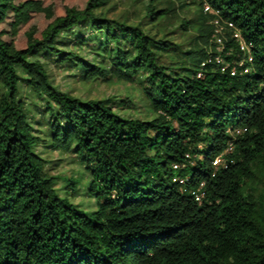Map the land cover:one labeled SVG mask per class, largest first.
I'll return each mask as SVG.
<instances>
[{"label": "trees", "instance_id": "1", "mask_svg": "<svg viewBox=\"0 0 264 264\" xmlns=\"http://www.w3.org/2000/svg\"><path fill=\"white\" fill-rule=\"evenodd\" d=\"M158 1L131 22L102 11L111 0H0V264H264V192L251 190L264 186V0H208L253 44L251 70L237 75L202 68L214 15L181 19L178 30L194 31L186 44L158 28L169 13ZM81 23L134 41L132 57L119 48L112 58L114 73L131 80L149 71L145 93L156 117L124 118L106 100H83L51 82L35 57L67 55L58 37ZM225 45L233 57L242 52L229 29ZM80 60L88 79L110 73ZM18 68L53 101L52 147L86 164L96 210L58 194L17 98Z\"/></svg>", "mask_w": 264, "mask_h": 264}, {"label": "rangeland", "instance_id": "2", "mask_svg": "<svg viewBox=\"0 0 264 264\" xmlns=\"http://www.w3.org/2000/svg\"><path fill=\"white\" fill-rule=\"evenodd\" d=\"M203 1L159 0V7L168 8L169 13L161 19L158 28L162 33L174 32L170 37L179 42L189 43L194 31L182 33L177 29L178 24L182 18H199L204 10ZM149 2L150 0H111L102 11L110 17L136 22ZM118 32L120 38L114 41L107 39L104 32L96 30L91 24L81 23L58 37L57 46L67 55L44 53L35 58L43 61L51 82L60 90L83 100H106L124 118L152 119L157 112L145 93L149 71L140 70L131 80L121 79L114 73L111 60L117 55L119 48L126 49L130 57L136 53L134 41L121 31ZM80 58L106 68L110 73L105 78L88 79ZM18 73L20 82L17 98L23 101L34 135L39 137L35 151L44 158L46 171L58 177L55 183L58 194L82 210H96L97 199L89 193L92 175L86 164L72 150L52 147L50 123L53 114L48 112L47 103L54 105L53 101L46 95L37 94L27 84V75L21 68H18ZM4 92L5 88L0 84V99ZM251 190L259 195L264 192V186L258 181L253 183Z\"/></svg>", "mask_w": 264, "mask_h": 264}, {"label": "built area", "instance_id": "3", "mask_svg": "<svg viewBox=\"0 0 264 264\" xmlns=\"http://www.w3.org/2000/svg\"><path fill=\"white\" fill-rule=\"evenodd\" d=\"M204 11L205 13H210L215 17L211 19V23L214 24V31L211 39V49L209 51L208 57L202 62V68L209 64H216L221 67L223 72H230L231 75H237L249 72L254 61V55L251 53L253 44L246 41L240 28L233 22L229 20H224L219 9L213 7V5L208 1L204 0ZM231 30V38L239 44L241 53L237 54L238 57H233L234 47H226V30ZM226 56L233 57L232 60L226 58ZM248 64V65H246ZM238 67H241V70H238ZM203 71L200 70L198 76H202ZM237 133L240 130H236ZM233 143L231 142L226 150L216 157L214 160V165L219 166L224 161V154L231 152L233 150ZM174 168H178L179 164L175 163ZM177 180V178H176ZM181 182L184 179H179ZM204 183H201L200 187L197 190H193L192 194L197 200H201L204 196V191L202 187Z\"/></svg>", "mask_w": 264, "mask_h": 264}]
</instances>
